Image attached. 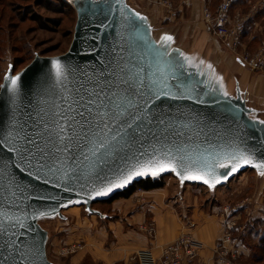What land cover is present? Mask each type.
Here are the masks:
<instances>
[{
    "label": "water",
    "instance_id": "95a60500",
    "mask_svg": "<svg viewBox=\"0 0 264 264\" xmlns=\"http://www.w3.org/2000/svg\"><path fill=\"white\" fill-rule=\"evenodd\" d=\"M65 1L77 13L69 49L56 55L36 54L17 72L10 63L11 68L6 70L0 85V141H4L0 144V219L7 214L23 221L26 227H19L17 220L5 221V224H17L9 231L16 232L18 239H35L40 244L43 260L36 264H58L48 255L50 230L42 220H63L67 218L64 209L84 206L89 214L106 219L110 215L94 208L95 203L109 200L138 182L166 174L174 175L181 189L186 184L209 187L203 181L182 180L183 170L181 175H177L167 169L157 176L135 177L107 195L93 196L94 190L113 182L122 171H126L134 153L151 150L150 145L156 144L151 133L147 137L139 133L131 149L114 145L113 150L102 154L99 160L88 152V146L84 144L79 148L74 146L68 154L56 150L65 146L58 142L55 124L59 122V116L68 115L67 101L77 102L83 90L93 88L98 80L105 78L102 74L114 71L118 57H122L119 61L121 67H147L146 59H138L141 52L126 26V18L133 9L146 18L143 21L137 19L152 40H161L165 34L173 37L168 45L175 50L171 55L185 64L186 74L196 85L191 99L187 96L179 100L162 97L155 101L158 108L163 107L168 113L172 122L164 133L166 138L162 139L160 131L153 129L160 145L179 149L185 163L198 159L211 162L209 153L215 157L237 143L256 149L259 158H264V125L258 122L264 121V73L256 72L255 66L248 64L213 35L204 16L202 0L193 1L190 19L182 16L168 26L158 25L155 15L140 10L131 0H119V3L117 0ZM84 3L88 7L81 12ZM106 5H111L114 10ZM158 8L164 10L161 5ZM181 53L191 59V65ZM54 59H59L67 72L61 81L56 79ZM16 73H21L20 90L13 94L10 88L3 86L10 84L5 79L6 74ZM198 81L200 83L197 84ZM180 82L187 83V80L181 79ZM45 125L51 127L45 128ZM148 127L146 125L145 130ZM28 140L33 141L35 147L26 143ZM12 148L17 151H11ZM36 148L41 151L36 152ZM246 169H254L258 177L264 175V169L245 165L216 187L226 184ZM219 171L223 173L226 170ZM40 212L46 215L40 216Z\"/></svg>",
    "mask_w": 264,
    "mask_h": 264
},
{
    "label": "snow or ice",
    "instance_id": "6c2138e0",
    "mask_svg": "<svg viewBox=\"0 0 264 264\" xmlns=\"http://www.w3.org/2000/svg\"><path fill=\"white\" fill-rule=\"evenodd\" d=\"M87 7L88 4L84 3L80 11H85ZM106 7L114 10L111 5ZM137 18L140 21L146 19L133 9L126 18V26L131 30L133 43L141 52L138 59H146L147 67H121L119 61L122 57H118L114 71L102 74L105 78L98 80L93 88L83 90V95H78L77 102H66L68 115L59 116V122L55 124L58 142L65 145L62 149L57 148L58 152L68 154L74 146L79 148L84 144L88 146V152L98 160L102 154L113 150L114 145L131 149L139 133H143L144 137L151 133L152 139L156 140V144L150 145L149 152L141 150L134 153L126 171H122L113 182L94 190L92 195H107L117 187H124L135 177L149 174L157 176L167 169L175 171L177 175H181L183 170L182 180L186 178L203 181L213 188L245 165L264 169V158H259L257 150L241 146L239 143L227 151L217 153L215 157L209 153L211 162L198 159L189 163H185V157L179 154V149L160 145L153 129L160 131L162 139L166 138L164 133L171 127L172 122L168 113L163 107L158 108L155 101H160L162 97L179 100L187 96L191 99L196 85L191 83V77L186 74L185 64L171 55L175 50L168 45L173 37L165 34L161 40H152ZM181 56L185 54L181 53ZM185 60L191 65L190 58L185 56ZM52 63L56 79L61 81L67 75L66 69L59 59H54ZM5 79L10 81V84L3 87L10 88L13 94L18 93L21 73L6 74ZM181 79L187 80V83H181ZM224 94L228 95L226 92ZM253 119L258 120L256 117ZM258 122L264 125V121ZM146 125L149 126L147 130ZM49 127L51 126L45 125V128ZM3 143L4 141H0V144ZM26 143L34 146L31 140ZM140 148L143 149V145H140ZM163 148L167 150H162ZM35 150L41 151L39 148ZM11 151L17 149L12 148ZM67 158L71 160L70 156ZM221 160L223 163H220ZM100 163H103V160H100ZM219 169L226 171L221 173ZM39 215L44 216L46 213L40 212ZM11 220H17L19 227H26L18 217L4 214L3 219H0V264H36L37 261H42L40 244L35 239H18L16 232L9 231V228H16L17 224H5V221Z\"/></svg>",
    "mask_w": 264,
    "mask_h": 264
},
{
    "label": "rangeland",
    "instance_id": "374dc122",
    "mask_svg": "<svg viewBox=\"0 0 264 264\" xmlns=\"http://www.w3.org/2000/svg\"><path fill=\"white\" fill-rule=\"evenodd\" d=\"M131 1L140 10L155 15L160 26H168L180 20L181 11L186 13L185 18L190 19L191 17L193 2L188 5L185 2L182 3L181 0L182 10H179L173 3V16L170 18L168 17V8L163 7L165 11L160 10L161 7L158 8L157 3H152L149 0ZM222 1L206 0V4L213 9ZM259 1L247 2L248 7L242 8L243 13L245 10H247L246 13H250L252 7L256 11L264 8V4L256 5ZM236 11L235 8L231 9V13ZM76 20L75 8L65 0H0V85L10 63L13 64V69L17 72L30 63L36 54L56 55L67 51L73 40ZM220 42L250 65L252 64L247 56L257 54L262 46H258V49L252 47L247 50L240 44L238 49L234 50L223 41L220 40ZM255 71L260 72L261 69L255 68ZM245 72L247 71L245 70ZM163 179L177 181L176 186L180 190L178 179L174 175L166 174L154 180ZM195 186L197 189H201L204 203L218 206L219 211L228 204L240 205L241 208L235 212L236 215L240 211L244 212L237 220L238 224L247 222L248 213L246 214V210L252 209L256 205L264 207V175L258 177L254 169H246L226 184L214 189L199 184H195ZM142 197H136V200ZM93 207L108 213L110 217L103 219L97 214H89L84 206H73L63 210L67 216L63 220L58 218L42 220V223L50 230L47 252L51 260L58 264H109L102 261L100 257H94L90 253V249H94V251L116 250L117 245L114 243V236L108 232V224L109 220L115 219L119 215L113 214L115 210L113 211L111 204L104 201L95 203ZM255 213L258 214L257 211ZM256 214L255 216H257ZM219 216L221 218L220 212ZM259 216H263L262 220H264V210ZM258 220L261 219L256 218L251 221L255 223ZM149 223L151 222L148 221L142 225ZM142 225L140 228L143 230ZM255 225L257 226L256 223ZM101 230L104 231L102 236ZM256 250L258 254H261L259 249ZM112 264H125V262L117 261Z\"/></svg>",
    "mask_w": 264,
    "mask_h": 264
},
{
    "label": "crops",
    "instance_id": "0c3cea01",
    "mask_svg": "<svg viewBox=\"0 0 264 264\" xmlns=\"http://www.w3.org/2000/svg\"><path fill=\"white\" fill-rule=\"evenodd\" d=\"M251 1L233 0L232 5V9L237 10L232 12L233 14L246 16V30L242 46L247 50L248 48L252 49V47L258 49V46L264 44V8L256 11L252 7L250 13H246L247 10L243 13L242 10L243 7L246 9L248 7L247 2ZM183 2L184 0H182ZM174 4L179 10H182L181 0H174ZM261 4H264L263 0H260L256 5ZM180 15L185 17L186 13L181 11ZM169 17L172 18L170 15ZM244 51L246 52V50ZM247 53L250 54V52ZM254 55L255 53L252 56ZM261 63L264 66V57ZM260 72L264 73V67ZM161 181L163 182L161 187L145 189L143 193L138 192L136 189L129 197H118L111 201L113 211L115 210L113 214H118L119 217L109 220L108 232L114 236V243L117 248L115 251H103L102 249L94 251V249H90V253L94 257H100L102 261L104 260L109 264L117 261H124L125 264H139L138 261L130 260L131 255L135 252L149 250L153 256H160L163 247L167 243L175 240L180 233L189 231L203 242L204 246L200 250L199 256L187 264H218L213 248L223 233L219 207L206 205L201 189H197L195 184H186L178 190L177 181L166 179ZM139 196L143 197L136 200V197ZM262 210H264V207L258 205L246 210V214L248 213L247 222L233 229V235L238 243L239 250L243 252L240 257L243 264L263 263L262 261L256 263L252 260L257 253L256 246H259V244L258 239L254 236L255 225L251 221L256 218L262 220L263 216H259ZM243 212L240 211L237 214L238 219ZM148 221L155 224V236H150L140 228V225ZM250 222L251 224H249ZM103 233L104 231L101 230V236ZM252 236L255 238L253 239Z\"/></svg>",
    "mask_w": 264,
    "mask_h": 264
},
{
    "label": "built area",
    "instance_id": "2783aa9c",
    "mask_svg": "<svg viewBox=\"0 0 264 264\" xmlns=\"http://www.w3.org/2000/svg\"><path fill=\"white\" fill-rule=\"evenodd\" d=\"M168 8V15L173 16L174 0H149ZM194 0H184L190 5ZM204 16L211 25L212 32L221 41L228 44L234 50H237L242 44V37L245 32L246 16L241 14L233 15L231 13L233 0H223L220 4L211 9L206 0H203ZM264 57V44L260 47L257 54L247 56V59L257 69L264 66L261 63ZM144 188L138 187L137 191L143 193ZM240 205H225L220 211L223 233L215 244L213 251L218 264H243L240 261L242 251L239 250L233 229L237 226L238 217L235 212L239 211ZM150 236H155L156 228L154 222L142 225ZM76 246V245H75ZM204 244L195 235L189 231H184L172 242L167 243L160 256H153L149 250H139L131 255V261H138L139 264H187L199 256L200 250ZM80 247V246H79Z\"/></svg>",
    "mask_w": 264,
    "mask_h": 264
},
{
    "label": "trees",
    "instance_id": "16d2710c",
    "mask_svg": "<svg viewBox=\"0 0 264 264\" xmlns=\"http://www.w3.org/2000/svg\"><path fill=\"white\" fill-rule=\"evenodd\" d=\"M162 185H163V182L161 180H154V179L149 178V179H146V180H143L141 182L136 183L135 185L131 186L129 189L118 193L113 198L106 200L104 202L105 203H111V201L114 200L115 198L129 197L138 187H141L144 189H151V188L161 187ZM263 222H264V220H258L257 222L255 221L257 226L253 222L255 225L254 236L258 239V244H259V246L257 245L256 247H257V249H259L261 251V254L256 253V255L253 256L252 260H254L256 263L262 261L263 263H261V264H264V225H263L264 223ZM238 223L236 226L237 228L242 225V223L241 224H238ZM249 224H251V222ZM252 238H253V236H252Z\"/></svg>",
    "mask_w": 264,
    "mask_h": 264
}]
</instances>
